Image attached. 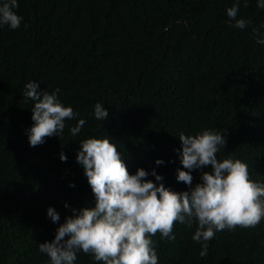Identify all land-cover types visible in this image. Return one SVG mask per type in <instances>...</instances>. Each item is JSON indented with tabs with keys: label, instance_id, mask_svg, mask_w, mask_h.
Masks as SVG:
<instances>
[{
	"label": "trees",
	"instance_id": "obj_1",
	"mask_svg": "<svg viewBox=\"0 0 264 264\" xmlns=\"http://www.w3.org/2000/svg\"><path fill=\"white\" fill-rule=\"evenodd\" d=\"M17 3L20 27L0 25V264H51L39 244L55 238L73 209L95 206L76 159L86 138H108L130 173L143 168L160 183L155 170L165 187L183 192L190 186L177 180L179 136L211 130L226 140L217 159L245 162L249 178L264 185V44L257 43L264 8L257 0H239L243 29L227 15L237 0ZM33 81L77 114L35 147L28 139L34 101L24 97ZM97 103L109 112L104 121L95 118ZM79 119L86 123L73 136ZM202 171L211 167L192 170L191 187ZM197 227L193 217L175 224V239L152 236L158 264H264V219L207 242L193 240ZM76 256L74 264H103L82 250Z\"/></svg>",
	"mask_w": 264,
	"mask_h": 264
},
{
	"label": "clouds",
	"instance_id": "obj_2",
	"mask_svg": "<svg viewBox=\"0 0 264 264\" xmlns=\"http://www.w3.org/2000/svg\"><path fill=\"white\" fill-rule=\"evenodd\" d=\"M257 5L264 8V0H257ZM16 8L17 0L0 4V25L20 27L22 17L14 11ZM238 12L239 0L227 9V15L235 27L243 29L248 22L237 18ZM253 31L258 33L257 29ZM257 43L264 44V38L257 39ZM25 88L26 100L34 101V123L28 139L30 146L35 147L43 144L46 137L59 136L65 121L77 114L59 102L55 93L42 92L37 82H29ZM94 115L104 121L109 112L97 103ZM85 123L79 119L70 129L72 135L79 134ZM179 139L183 168L177 169V180L189 185L190 191L177 192L165 187L163 177L155 170L151 174L160 183L147 179L149 173L143 168L130 173L108 138L81 141L76 159L83 166L95 206L73 209L75 215L59 225L55 238L39 244V250L47 254L51 264H74L79 250L92 254L103 264H158L151 237L160 233L163 238L175 239L172 232L177 222L183 224L194 217L198 227L193 240L207 242L216 232L237 226L252 228L264 219V185L249 178L245 162L217 159V152L226 143L224 135L204 130L196 135L181 133ZM60 158L67 160L64 153ZM162 163L156 160V164ZM208 166L211 171H202L201 182L191 187V171ZM47 215L53 222L59 220V213L52 207ZM206 254L207 243H203L200 255Z\"/></svg>",
	"mask_w": 264,
	"mask_h": 264
}]
</instances>
